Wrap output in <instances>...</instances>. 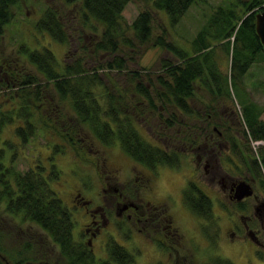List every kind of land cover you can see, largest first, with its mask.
<instances>
[{
  "label": "rangeland",
  "instance_id": "rangeland-1",
  "mask_svg": "<svg viewBox=\"0 0 264 264\" xmlns=\"http://www.w3.org/2000/svg\"><path fill=\"white\" fill-rule=\"evenodd\" d=\"M228 2L230 0H200L188 9L175 27L171 26L163 12L153 10L147 1L130 0L124 8L123 19L127 24H131L140 13L150 12L151 34L146 44L142 46L143 48L138 50L137 55L128 53L125 50L119 52V55L123 56L124 59H129L126 69L121 76H118L119 73L117 75L115 72H112L109 76L113 78L112 83L118 84L119 88L123 87L124 90L130 92L127 93L129 101H125V107L128 108L127 113L132 114L135 121L141 125L140 134L149 143L166 147L179 156L178 160L180 161L177 163L179 164L177 168L161 164V166L151 169L153 171L152 175L155 176L152 185L153 196L163 200L167 199L168 202L173 199L175 201L178 197L177 194H179L177 193L178 188L188 177H193V180L196 178V181H199L202 187L206 184L210 187V190L206 191L208 189L206 188L205 192L209 194L214 213V223L211 224L212 226L208 232L213 236L215 226L217 229V234L213 237L216 239L214 247L208 246L209 240L202 233L203 220L172 209L169 213H174L175 219L181 226V238L175 237L174 241L172 240L170 243L165 241L163 245L161 244L163 236L159 232L150 233L148 226L134 225L132 220V222H128V225H130L133 234L127 231L122 232L119 226L114 225L112 230L107 229V232L105 231L99 242L93 238L90 240L96 260H105L104 240L112 238L131 253L134 264H216L218 258L229 260L233 264H264V213L260 217L259 221L261 222L258 223L255 220L253 223L256 224L251 225L253 227L250 226V228L256 230L255 235H257L258 243L254 244L248 236L240 234L241 231L239 230L243 225L240 216L244 213L228 203L223 196L224 193H221L222 187L219 184L221 183L219 180L226 177L228 181L229 177L234 178L235 181L242 180L240 177L247 176L249 170L246 165L249 162L248 159L260 156L259 149L261 147L254 148L251 141L247 139L245 127L242 124L240 125L239 120L236 119L237 115L235 114H239L240 108L238 102L234 99L231 102L221 96H210L205 87L199 86L197 83L193 84L194 93L193 99H191V112L200 113L203 117L207 115L206 111H209L210 119L208 121L200 118H198L200 120L197 118L192 120L196 117L195 114L190 117V114L185 115L175 108L170 109L172 107L161 102L156 93L159 87L157 79L162 75L160 70L162 62L166 61L172 64L178 62L171 52L165 49L164 46L159 45V40H162L165 44H171L179 50L183 49L187 55H190L192 52L190 42L195 39L194 36L199 33L202 27L207 25L210 14L217 7L227 5ZM79 6V3L68 5L64 0H16V4L9 10L12 14L11 20L8 25L5 24L2 27L0 33V83L2 82L0 85V110L2 109L6 113L8 108L14 110L17 107V103L12 99L11 101L8 100V98L13 96L15 99L20 100L19 89L20 83L23 82V75L26 73L38 75L35 68L29 66L30 64L26 63L20 53L22 47L28 50L47 48L60 63L69 62L73 58L80 57L85 59L86 63L95 65L97 68L99 66L101 68L105 67V61L108 60L106 54L93 52L94 41L97 39L96 35H101V28L90 20V25L95 30L94 32H92L93 30L84 32L80 21L81 9ZM47 8L55 10L61 17L69 37L67 44H61L48 33L39 32L36 29L35 25L38 19ZM83 46L84 49H81ZM215 48L214 56L218 62L214 56L213 59L217 63L216 70L226 74L229 71L231 54L226 52L219 41L215 42ZM17 71H19L18 74H16ZM132 72H138L141 75V81L149 88L152 102H154L152 107H149V103L142 100L136 91L132 92L133 87L130 85L133 82L130 84L126 82L123 75ZM164 76L166 77V75ZM37 78L39 79L38 76ZM8 81H10L9 85L13 83L10 88H8L9 86L5 87ZM37 83L40 82L37 81ZM104 83L110 85L105 78ZM241 87L245 89L247 100L260 107L261 113L258 118L264 124V60L260 59L251 65L248 73L243 77ZM42 90L44 98L41 100L39 97V100H34L31 105L38 107L40 120L43 119L42 117L49 115L51 119V122H48L49 128H51L49 134L48 132L46 134H36L35 132L27 143L22 144L15 134L16 126L22 125V121H20V117L16 119L14 117L12 118L13 123L2 129L0 146L2 148L4 146L6 149V158L12 153L11 149L15 150L14 170L22 174L32 167L36 168L35 165H37L38 159L45 166L48 173L49 161L45 157L50 154L53 156L54 161L58 163L59 177L50 182V187L62 199L64 205L70 209L72 221L74 222L73 232H76L75 235L78 239L83 234V227L88 225L92 219L88 217L85 209L98 204L99 200L100 203L107 204L111 212V208L118 207L122 222L125 221L129 213L124 211V208L131 201L119 197L122 193L121 189L132 196L140 194L145 202H152V199L146 197L145 190L140 183V177L148 178L149 174L143 169L144 167L142 168L141 165L134 163L119 145L112 144L106 147L95 143V139L86 130L83 134L82 129L76 128L75 132H69L71 136L68 137L78 141L77 145L73 148L67 145L66 147H69V149L66 155L54 152L53 145L60 143L57 135L61 136L63 132L67 131L69 129L67 126L74 119L71 117V113L65 109V106L61 104L55 106L57 97L52 90L45 91L44 88ZM233 91L238 97L239 88L234 87ZM231 93L235 97L232 91ZM133 96L134 99H132ZM187 116L191 120L186 118ZM212 132V139L217 142H223L224 135L226 137V134L229 135L230 133L233 139L239 141L243 156L235 157L227 148L220 146L215 150L213 160H210V163L205 162L207 156L202 154L208 151L210 145L205 136ZM257 143L253 144L256 145ZM8 144L10 148H8ZM248 144L250 145L246 150ZM219 148L223 149L222 154H218L220 152ZM219 157H222V159L220 160ZM226 159L230 160L226 162ZM251 163L253 162L251 161ZM209 164L210 166L205 169V166ZM239 167L243 170L237 171ZM218 171H221V174ZM212 172L216 173L217 178L215 182H209V185L206 182ZM113 174H115L114 177L118 176V179H111ZM248 174L250 173L248 172ZM135 179H138V181L136 182ZM259 180L257 179V181ZM254 189H256L255 193L263 196L264 191L261 185H254ZM77 194L84 201H90V204L84 206L83 210H81V207L73 206V199ZM159 199L156 202H161ZM248 202V206H246L249 209L246 212L247 215L253 212V202L252 200ZM76 203L78 205V202ZM111 215L114 216L113 213H110L109 219ZM95 220H100L98 215ZM231 220H235L240 228L236 229L234 240L228 235L230 234ZM29 226V223L20 224V218L18 217L13 219L5 212L3 204H0V251L5 249L7 252V254L0 253V263L12 264V260L8 256L19 254L23 251V246L29 244L31 245L30 251L24 254L25 257L29 258H27V264H62L58 250L41 235L38 229H32ZM93 228H95V225L90 230ZM138 230L140 231L138 232ZM192 237L195 239H192ZM182 239H185V242L182 243ZM186 239H189L190 243L196 241L197 247L196 245L188 246ZM154 242H157L158 246ZM180 244H182L181 247ZM172 248L179 250V254H175V250H172ZM33 257L37 260L32 261Z\"/></svg>",
  "mask_w": 264,
  "mask_h": 264
},
{
  "label": "trees",
  "instance_id": "trees-1",
  "mask_svg": "<svg viewBox=\"0 0 264 264\" xmlns=\"http://www.w3.org/2000/svg\"><path fill=\"white\" fill-rule=\"evenodd\" d=\"M64 1L68 5L79 3L80 21L84 32L92 30L94 32L95 28L91 27V21L101 28V35H96L93 52L106 54L108 60L105 61V67L97 68L95 65L86 63V60L80 57L60 63L47 48L28 50L22 47L20 53L26 63L35 68L39 79L33 73H26L22 76L23 82L20 83L19 89L20 100L13 96L8 98L10 101L11 99L15 101L17 107L14 110L8 108L6 113L2 109L0 110V136L2 129L13 123L12 118L14 117L15 119L20 117L19 119L22 121V125L15 128L16 137L22 144L27 143L35 132L36 134H46V132L49 134L51 129L48 123L51 122L49 115L40 120L38 107H33L31 103L34 100H39V97L41 100L44 98L42 88L45 91L50 89L57 97L55 106L60 104L65 106L74 119L67 126L69 127L67 131L63 132L61 136L57 135L60 143L53 145L54 152L66 155L69 147L73 148L77 145L78 141L68 137L71 136L69 132H75L77 128L82 129L83 134L86 130L95 139V143L106 147L112 144L119 145L134 163L144 167L146 173H149L148 169L151 170L161 164L177 168L179 166L177 163L180 160L176 153H172L173 151L166 147L149 143L140 134L141 125L135 121L132 114L127 113L128 108L125 107V101H129L127 93L130 92L124 90L123 87L119 88L118 84L112 83L113 78L109 77L112 72L117 75L119 73L118 76H121L126 69L129 59H124L119 55V52L125 50L137 55L138 50L142 49V46L148 41L151 34L150 12L140 13L131 24H127L123 19V11L130 0ZM145 1L150 4L153 10L163 12L171 26L176 27L188 9L200 0ZM15 4L16 0H0V33L2 27L5 24L8 25L11 20L12 14L9 10ZM259 12H264V0H230L227 5H220L210 14L207 25L202 27L199 33L194 36L195 39L190 42L192 50L190 55H187L183 49L179 50L175 46L159 40V45L171 52L178 62L177 64L162 62L160 69L162 75L157 79L159 87L156 93L161 102L172 107L170 109L175 108L185 115L190 114V117L195 114L191 112L193 84L197 83L199 86L205 87L210 96H221L231 102L233 99L236 100L240 107L239 114H235L237 115L236 119L239 120L240 125L245 127L247 139L251 141L252 145L259 141L261 143L258 146V148L261 147L259 149L260 156L245 159L249 160L246 164L248 169L250 168L248 172L256 175L258 180L260 179L259 182L264 191V124L258 118L261 109L258 105L247 100L245 89L241 87L243 77L248 73L251 65L260 59L264 60L263 48L255 34V16ZM35 27L39 32L48 33L61 44L68 42L69 37L64 23L53 9L47 8ZM218 41L222 43L226 52L231 54L229 71L226 74L216 70L217 63L213 59L216 51L215 42ZM81 49H84V46ZM18 73L19 71L16 72V74ZM123 76L128 84L133 82L130 85L133 87L132 92L136 91L137 95L147 101L149 107H152L154 102H152L150 90L141 81V75L138 72H132ZM104 78L110 85L104 83ZM9 83L10 81L6 82V88L13 85L12 81V85ZM234 87L239 88L238 97L233 91ZM231 91L235 97L232 96ZM206 112L207 115L203 117L202 114L196 113V117L192 120L200 118L208 121L210 112ZM190 117L186 118L190 119ZM168 122L171 123L169 120ZM71 123L74 124L71 125ZM229 136L226 140L231 138L230 142L233 148H238L242 157L243 152L240 149L239 141L233 139L230 133ZM67 145L69 147H66ZM8 148H10L9 144ZM5 150L4 146L3 148L0 146V204H3L5 212L13 219L20 218V224L29 223L30 228L38 229L41 235L58 250L56 251L63 262L62 264H134L131 253L112 238L105 246V260H96L89 242L86 239L83 241L81 237L78 239L75 235L76 232H73L74 222L70 209L64 205L62 199L50 187V182L59 177L58 163L54 161L51 154L45 157L49 161L48 173L38 159L36 168L32 167L22 174L14 170L15 150L11 149L12 153L7 158ZM251 161L253 163L250 164ZM239 170L242 171L243 168L240 167L237 171ZM183 196L184 205L194 215L214 223L211 201L197 189L195 184H190ZM211 226L210 224L209 228L206 227L207 231ZM30 248L31 245H25L19 254L8 256L12 260L11 263L27 264L29 258L24 254L29 252ZM0 253L7 254L5 249H2ZM35 257L32 258V261L37 260ZM216 264L233 263L218 258Z\"/></svg>",
  "mask_w": 264,
  "mask_h": 264
},
{
  "label": "flooded vegetation",
  "instance_id": "flooded-vegetation-1",
  "mask_svg": "<svg viewBox=\"0 0 264 264\" xmlns=\"http://www.w3.org/2000/svg\"><path fill=\"white\" fill-rule=\"evenodd\" d=\"M196 120V119H195ZM200 120V119H198ZM215 129V128H214ZM213 129V130H214ZM215 132V130H214ZM213 132L206 134L205 139L207 140L208 144L210 142L208 151L204 152L202 155L207 156L206 161L207 163H210V160H213L212 157L215 156V150H217V147L223 146V148H227L228 151L231 152V154L235 157L239 156L241 157V154H239V150L238 148H233L230 140H226L227 137L229 136H224V141L223 142H217L214 139H212ZM230 137V136H229ZM213 142V143H212ZM261 143H257L256 145L253 144L254 148H257L258 146H260ZM253 148V149H254ZM220 152L218 154H222L221 152L223 151V149L221 150L219 148ZM201 155V154H200ZM223 157V156H222ZM222 157H219L220 160L222 159ZM227 157V156H226ZM227 160L230 159H226L225 161L228 162ZM223 162V161H222ZM232 163V162H230ZM210 166L207 165L205 166V169ZM240 168V167H239ZM148 169V168H147ZM222 169V168H221ZM250 170V168H249ZM146 171V170H145ZM148 178L147 177H140V183L142 184L141 186H143L142 188L145 190L144 193L147 195L146 197L152 199V202H145L144 199L142 197H140V194H135V195H130V193H125V191H122V193L119 195L120 198H123L124 200H129L131 202H129L128 206H125L124 211H128L129 213L127 214V217L125 218V221H121V214H120V210L118 209V207L116 208H111L112 212L109 210V206H107V204H103L99 203L95 204L93 206H90L89 208H86L85 210L87 211V215L88 217H91V222L83 227V234L81 235L82 240L84 241V239L87 237L86 241L89 242V244L91 245L90 240L93 238L94 240L96 239L98 242L102 239V237L105 234V231L107 232V229H113V226H119L120 230L122 232H129L130 234H133L132 229H130V225H128V222H132L133 220V224H138V225H142L143 227L148 226L150 228V233H154V232H159L163 237V241L161 242V244H165L167 242H171L172 240L174 241L175 237L179 238L180 236H182V231H181V226L178 224V221L175 219L174 213L169 211H172V209L174 211H179L182 214L188 213L189 215H193L194 217L196 215H194L192 213V211L186 206L184 205V193L185 191H187L189 189V185L190 184H195L197 189L199 191H202L205 196L209 198V194H207V192H205L207 190H210V187L204 185L202 187V185L200 184L199 181H196V178L193 180V177H188V179L186 178V180L182 183V185L178 188L177 194L178 197L176 198V200L174 201V199L170 202H168V200H163V199H159L157 197H154L153 195V190H152V185H153V179H154V175H152L153 171L148 169ZM219 174H221V171H218ZM115 174H113L111 176V179L115 178L118 179V176L114 177ZM229 177V176H228ZM217 178L216 173L212 172L210 173V175L208 176V181L206 183H208L210 185L209 182L213 181L215 182V179ZM242 180L239 181H235L234 178L232 179L231 177H229V181L226 178H224L223 180H219L221 181V183H219L222 187V194L224 196V198L228 201V203L230 205L235 206L238 210H240L242 213H244L242 216H240L243 225L240 234H245L246 236H248L253 242L254 244L258 243L257 242V235L256 234V230L250 228L251 225H255L253 222H255V220L259 222L260 217L263 215V211H264V194L263 196L258 195V193H255L254 189V185H260V182L257 181V176L253 175V174H248L247 172V176L245 175V177H240ZM136 182L138 181V179H135ZM225 181V183H223ZM240 182H247L248 185H250V187L252 188L253 194L251 197L248 198H244L240 201H238L236 199V188L238 186V184ZM133 198H132V197ZM159 199V201L161 202H156V200ZM73 203L75 207H81L83 210L84 206H88L90 204V201H84L83 198L77 194L74 199H73ZM249 200H252L253 202V212H251V214L253 213V215L249 214L247 215L246 212H248V207L246 208L247 202ZM211 201V199H210ZM78 202V205L77 203ZM154 203V204H153ZM212 203V201H211ZM210 203V204H211ZM249 203V202H248ZM153 204V205H152ZM105 205V206H104ZM212 205V204H211ZM84 210V213L86 214V211ZM70 211V210H69ZM117 211V212H116ZM110 213H113L114 216H110L109 219V215ZM116 213V216H115ZM178 213V212H177ZM212 213H213V209H212ZM99 216L100 220L97 221L96 216ZM213 217H214V213H213ZM196 218H199L201 220H203V224L201 226V230L202 233L204 234V236H206V238H208L209 240V247H214L215 245V241L216 239H214L213 237L216 236L217 234V229L215 226V233L213 236H211L212 234H210L207 231V228H209L210 224H212L213 222L210 221H206L205 219H202L198 216H196ZM208 222V223H206ZM231 226H230V235L232 240H234L235 238V231L236 229H240L238 224L236 223L235 220H231L230 221ZM252 222V223H251ZM110 223V224H109ZM100 224V226H99ZM109 224V225H108ZM95 225V228L91 229L90 228ZM108 225V226H107ZM207 227V228H206ZM253 227V226H251ZM235 228V230H234ZM209 230V229H208ZM78 231V230H76ZM140 230H138L139 232ZM181 238V237H180ZM110 239V238H109ZM109 239L107 238L105 241L104 246H106L107 242L109 241ZM192 239H195L194 237H192ZM181 242H185V239H182ZM156 244V246H158L157 242H154ZM160 244V245H161ZM186 244L188 246H195L197 247V243L196 241L194 243H190L189 239H186ZM182 246V244H180V247ZM103 247V246H101ZM162 248V247H160ZM175 250L174 253L175 254H179V250L172 248V250ZM231 249V248H230ZM234 249V248H233ZM174 254V255H175ZM189 258V257H187Z\"/></svg>",
  "mask_w": 264,
  "mask_h": 264
},
{
  "label": "water",
  "instance_id": "water-1",
  "mask_svg": "<svg viewBox=\"0 0 264 264\" xmlns=\"http://www.w3.org/2000/svg\"><path fill=\"white\" fill-rule=\"evenodd\" d=\"M255 32L264 51V12H260L255 16ZM252 194V188L247 182H240L238 184L236 188V199L238 201L251 197Z\"/></svg>",
  "mask_w": 264,
  "mask_h": 264
}]
</instances>
